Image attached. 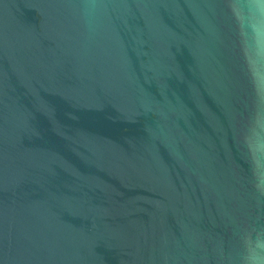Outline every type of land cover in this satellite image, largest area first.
<instances>
[{
    "label": "water",
    "instance_id": "obj_1",
    "mask_svg": "<svg viewBox=\"0 0 264 264\" xmlns=\"http://www.w3.org/2000/svg\"><path fill=\"white\" fill-rule=\"evenodd\" d=\"M0 264H264V0H0Z\"/></svg>",
    "mask_w": 264,
    "mask_h": 264
}]
</instances>
